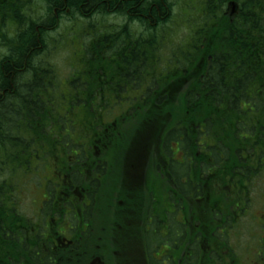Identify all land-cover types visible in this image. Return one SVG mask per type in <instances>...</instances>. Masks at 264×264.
I'll use <instances>...</instances> for the list:
<instances>
[{"label":"trees","instance_id":"trees-1","mask_svg":"<svg viewBox=\"0 0 264 264\" xmlns=\"http://www.w3.org/2000/svg\"><path fill=\"white\" fill-rule=\"evenodd\" d=\"M230 1L46 0L49 15L42 18L39 24L29 21L28 29L18 32L14 38H9L6 32L0 31V47H6L9 51V55L0 60V160H4L0 161V264H78V260L73 263L68 261L71 251L77 246L70 251L62 246L65 240L75 238L74 233L69 232L70 223L56 222L58 219L54 220L52 217H42L39 221L34 216L27 217L18 203L17 185L12 182L13 174L7 172L6 175V172L2 171L10 164L20 170L17 168L26 167L36 160H44L46 167L47 158L54 157L50 152L56 151L57 147L61 151L57 156L59 160L54 157L53 161L59 167L57 174H61L62 184L47 180V191L49 195L56 196L63 186L72 187L79 194L74 202H77L78 210L84 213L85 220L91 217L92 209H95L98 200L100 206H104L103 209L111 206L107 210L111 213L106 214L107 225L111 227L115 223L118 210H124L121 204L114 200L116 195H121L120 199L125 196L128 201L136 202V193L140 191L141 195L144 191L146 194L147 186L150 190V208L152 204L154 207L166 206L167 199L163 200L162 196H158L162 190L157 187L164 188L163 192H166L168 187H175L173 193L178 199L183 198V202H198L199 199L202 204L200 207H203L202 216L197 217L202 222L197 223L201 228H198L196 233L187 227L186 234L185 228L180 225L167 223L169 233L171 226L178 229V232L172 233L176 234L174 239L173 236L167 235L168 232L161 231L159 236L164 241L185 239L186 236L198 235L205 230H208V236L213 232L218 236L222 234L218 228L225 226L231 229L234 225V228L240 225L241 222H236V219L244 205L238 188L243 187L244 183L248 185L249 179L264 176V165L256 172L253 171L260 166V162H264V154L260 155V149H264V123L258 122L264 118V0H233L237 5L233 16L227 12ZM28 2L32 3L33 0ZM22 3L23 0H0V27H6L10 18L23 25L24 17L20 15L18 8ZM178 4L183 10L176 15L175 8ZM195 6L200 8V13ZM65 21L70 24L67 25V30L73 28L72 31L77 30L80 39H89L88 42L84 41L85 43L80 41L82 50L71 66V70L77 73L72 77L73 91L68 99L69 107L76 110V117L82 111L78 106L87 107L89 110L90 106H93L99 113L105 107L102 102L110 104L121 101L119 107L123 110L122 116L126 122L121 119L120 124H131L137 118L142 120L147 117L146 126H166L159 131L157 137L150 136L147 140L144 136L141 140L138 154H142L144 150L149 153V147L154 140L158 141L157 147L162 138L165 140V157L157 156L163 168L157 163V171L154 174L150 171L146 179H141L139 174H135L136 171L125 170L124 165L122 170L117 167L122 142L113 133L114 130H110L107 135L105 131H100L95 140L98 149V143L102 149H109L112 142L118 141L110 158L92 157L89 160L88 149L84 153L77 152L73 157L74 163L67 162L69 157L62 151L66 143L69 144L73 138V131L61 128L69 119L59 114L57 120L61 125H52L51 115L56 113L52 106L57 74L56 66H53L55 60L49 52L54 44L50 33H57L61 23ZM137 21L143 29L141 32L134 28ZM185 22L192 24L189 31L191 36L185 37V41H180L181 43L175 46L172 45V29L178 32V28ZM166 48L170 50V57L166 59L165 67L158 69V53ZM108 77H118L126 83L141 80L140 85L136 84L142 87L132 91L131 85L128 93H123V98L106 99L100 86ZM95 92L102 95L101 98L95 96ZM60 99L66 100L62 96ZM123 101L131 104L136 110L131 113L125 108L129 105H124ZM96 119L99 121L98 117ZM178 119L180 121L177 123ZM78 124L79 120H76V125ZM80 126H77L75 138L77 130L82 128ZM113 128L111 126V129ZM82 129L91 134L90 131L95 128ZM258 135L261 140L259 145ZM79 139H75L77 148H81ZM124 140L123 134L126 153L129 148ZM173 143L178 145L174 147ZM209 145H212V151H207L211 148ZM103 151L105 153L108 150ZM231 152L237 156L225 158ZM180 154L185 156V163L178 162L180 160L177 157H181ZM220 157L221 159L217 160L219 164L213 165L214 159ZM105 160L109 161L107 166ZM6 163L8 164L5 167ZM42 170L36 173L41 175ZM21 171L30 172L24 168ZM219 174L221 176H218ZM216 176L218 177L215 178ZM209 179H213V185L207 184ZM82 183L84 184L81 185ZM219 187L231 191L229 206L236 212H229L233 222H210L214 215L213 209L209 207L214 206L212 196ZM226 193L225 196L221 195L222 199L226 197ZM81 198L89 200L90 207L79 205ZM145 200L141 201V204L133 203L140 215ZM220 202L223 203L224 200ZM47 208L48 205L45 209ZM205 208H208V213ZM97 212L100 210L97 209ZM166 216L167 212L165 218ZM75 220L78 221V216ZM76 223L78 226L81 224ZM56 224H59V236H53L51 239L50 234H46L42 238L32 239V242L25 241V232L51 229ZM97 224L104 226L101 222L91 221L84 224L83 233L91 230L89 226L93 228ZM210 225H213L212 230H209ZM160 228L154 231L151 229L147 238H157ZM78 239L73 240L77 242ZM100 239L102 238L95 240L107 244L106 248L103 250L97 245L95 252H99L96 251L98 247L102 252H113V241L116 237H107L105 242ZM214 239L211 238L210 241ZM230 239L231 237L227 236L223 244L218 249H211L207 256L201 252L198 244L197 255L188 260L187 264H217L216 262L235 251L229 248ZM143 242L147 249L146 240ZM189 242L188 239L179 252L171 253L173 258L170 264L184 262L186 258L190 259L189 256L194 255L193 252L186 254ZM52 243L60 246V250L56 251ZM164 243L167 242L159 243L156 249ZM89 244L82 242L81 256L85 254L89 264H97L102 260L96 258L98 254L93 253L92 246L85 248ZM115 253L119 255V251ZM257 255L264 264V255L260 248ZM165 261L156 260L152 264H165ZM114 262L112 264H115ZM221 263L224 264L222 261ZM232 264H235L234 261Z\"/></svg>","mask_w":264,"mask_h":264},{"label":"rangeland","instance_id":"rangeland-1","mask_svg":"<svg viewBox=\"0 0 264 264\" xmlns=\"http://www.w3.org/2000/svg\"><path fill=\"white\" fill-rule=\"evenodd\" d=\"M233 0H231L230 2H232ZM234 2V1H233ZM236 3V2H235ZM179 6H177L175 8V14L178 15L180 14V11L183 10V7L178 4ZM195 9L198 11V13H200V8H197L195 6ZM236 10H237V5H236ZM227 12L229 13V15L232 13V8H229V11L227 10ZM195 12H194V16H195ZM115 24V23H113ZM67 25L70 26V24L65 21L63 23H61L60 29L57 31V34L55 36H53V42L54 44L52 45V48L49 50L50 55L54 58V64L53 66H56V74H57V80H56V84H55V88H54V98H53V111L56 110V113H53L51 115L53 123L56 122L57 120V115L60 112L58 111V105L62 106L63 109L64 105H62V103L64 102L63 100L60 99V97L62 96L63 98H67L68 93H69V82L72 80L73 76H76V71L71 70V66L74 62V60L77 58V54H79L82 50V47L80 45V41L82 43L88 42L89 39L85 38V39H80L79 37V33H77L76 31H72L73 28H69L67 30ZM117 25V24H115ZM185 25V26H183ZM183 25L180 26V28H178V32L175 29H172L174 31H172L173 35H170V43L172 45H177L179 43H181L180 41H185V37L189 38L191 35L189 33L190 28H191V22H185ZM63 26V30L61 31V28ZM85 41V42H84ZM57 42V43H56ZM164 48V46H163ZM159 58H157L158 64L157 67L158 69H162L165 67V61L168 57H170V50L163 49V51L158 53ZM52 64V63H51ZM78 64V63H77ZM59 78V79H58ZM91 78V77H90ZM162 77L160 76L159 79H161ZM142 81H136V83H138L140 85ZM137 84V85H138ZM95 86V85H93ZM59 87V89H58ZM75 96V94H74ZM73 96V97H74ZM95 96H98L99 98H101L102 95H100L99 93L95 92ZM70 100V99H68ZM121 101L118 102V104H120ZM124 105H129L131 106V104L123 101ZM102 104L107 107V109L101 111V112H97L96 110L93 109V106H90V110L86 107L82 108L81 106H78L79 110H82L79 112V123L82 122V125L85 124V122L87 123V125L89 124L90 128H95L92 129L89 133H85L84 130L81 128V130H77V140H81V142L83 143H88V141L85 140V138L90 139V141L93 143V145L91 146V148L89 149V151L94 154V146H95V140L99 137V132L102 131L101 129V125L104 122H109V121H114L117 116L116 114H112L109 115L107 118H102L105 115V112L108 110V104L103 103ZM127 108V107H125ZM64 110H62L61 112H63ZM87 113V116L85 117ZM96 117L99 118V121L96 119ZM166 118V114L164 116ZM84 118V120L82 119ZM146 120L147 117H144L142 120H139V118H137L136 120H134L131 124L127 123V127L124 128L123 131H120L122 134L125 135V145L127 146V148H129V150L127 151V154L125 153L124 158H122L121 156L117 157V167L119 169L122 170V166L125 164H129L130 161L136 157L133 154H137L138 153V149L140 147V143L142 138L145 136L146 139L148 140V138L151 136L157 137L159 131H162L163 129L166 128L165 125L163 124H155L157 126L155 127H151V130L146 126ZM173 120V115L171 117V121ZM180 121V119H178L176 122L178 123ZM258 122L264 123V118H262L261 120H259ZM100 124L99 127L96 128L97 124ZM242 123V122H241ZM260 127H263V125L258 124ZM94 130V131H93ZM106 131V130H105ZM106 132H109V130H107ZM165 132V131H164ZM164 132L162 133V137L164 136ZM113 133L116 134V136H118V129L114 130ZM64 134V133H63ZM97 135V136H96ZM87 136H92V137H87ZM260 135H258V142L257 144L259 145L261 143L260 140ZM251 141V139H249ZM78 142V141H77ZM113 144L111 145V147L108 149V155L106 156V158H110V154L113 153L112 150L115 149L116 142H112ZM161 144L158 146V141L154 140L153 144L150 145L149 150L150 153H143L142 156H144V160H143V165L141 168V172L145 173L143 174V179L147 178L148 173L146 171H151L150 173H155L157 170V165L155 166L154 169V164H156V160L155 158H164L165 157V152H164V144H165V140L162 138L161 139ZM175 145L177 143H174ZM99 145V150H102L100 144ZM174 146V145H173ZM182 146V145H181ZM80 147V146H79ZM93 147V149H92ZM175 147V146H174ZM207 151H212V145H209ZM120 149V148H119ZM87 150V149H86ZM264 150V149H263ZM87 151V153L90 155V152ZM76 152H80L83 153V149L82 148H77L76 147ZM252 152V151H251ZM148 155V156H145ZM158 156V157H157ZM181 157H177L178 160H183V154L179 155ZM237 154H235L234 152H231L227 155V157L225 158H232V157H236ZM126 157V158H125ZM0 159H2L0 157ZM216 159V160H215ZM213 161V165L217 166L219 164V162L217 160H220V158H215ZM115 160V159H114ZM2 162H4V160H0ZM36 162L38 164L35 163V161L31 162V164L27 166V170L30 172H25V171H21L22 167H19L17 169L20 170H16L15 167H13V164H10L8 166V168L6 167L8 163H6L5 167V171L4 169L2 170L4 173L6 172V175H8L7 172L12 173L14 176V179H12V182L15 183L17 185V190H18V199H19V205L21 207V210L24 211V213L26 214L27 217H39V204L42 205V201L45 200V195L47 194V185L49 183V181H54L56 183H60V185L62 184V180H61V174L58 175L57 172L59 170L58 165L55 164L54 161H50L46 167L44 166V163L41 160H36ZM106 162V166L109 164L108 160H105ZM147 163V164H146ZM161 167H162V163H160ZM45 167V169H43ZM109 168V167H107ZM163 168V167H162ZM42 170L41 175L36 173L39 170ZM126 170V169H125ZM17 172V173H14ZM22 172V173H21ZM218 176H221V174H219ZM124 178H126L124 176ZM142 179V177H141ZM253 179V178H252ZM49 180V181H47ZM213 179H209L207 181V184L213 185L212 182ZM53 182V184H54ZM204 183L206 184V181L204 180ZM84 183H82L81 185H83ZM80 186V185H79ZM250 187L252 188L251 190V196H254V194L259 195V189H261L264 192V176H260L255 178L253 181L250 182ZM81 188V187H79ZM149 187L145 186V190H146V194L144 193V191H142L141 195H140V191H138L136 193L137 195V201L136 202H131L128 201V198H126L125 196H123L120 199V196L115 197L114 200L116 201H123L125 203H121L122 209L124 210H118L116 219H115V223L110 227L109 225L106 226V229L104 231H101L104 229L103 226H100V224L95 225L93 228L90 227V229L92 230L89 234H87L90 237H87V235L82 233V224L86 223V222H81L80 226L77 225V221L75 222H71L74 226V228L76 229V231L80 234L81 239H78L77 241V248L73 251H71L70 253V257H69V262H74V260H78V264H89L88 261H86V257L85 254L84 256H81V249H82V242L89 244L90 240H94L91 244L86 245L85 248L87 249V247L92 246L93 249V253L98 254V256L96 258H100L102 260L103 264H110L111 262L113 263V261H115L117 264H152V262H155L157 260V257L159 256V258H162L160 256V254H164L165 251L168 252V250H166V245L167 243H172L171 241H164L161 239V237L159 235L162 234L161 231H164L167 233V227L168 224L166 222V218H165V214H166V210L167 207H169V204L167 203L166 206H160V207H154L152 204V207L150 208L148 205V200L150 197V190L148 189ZM157 189H161L162 191H160L158 193V196L163 200H166L168 198V191L165 189L166 192L164 191V188L162 187H157ZM206 189V186H205ZM161 193V195H160ZM21 194V195H20ZM72 196V195H71ZM59 197V196H58ZM146 197V198H145ZM78 199L77 196H75V200ZM145 200V204L144 206H142L141 209V215L139 214V212L137 211V208L133 207V203H140L141 201L143 202ZM198 202H196L197 204H200L201 201H199V199L197 200ZM77 203V202H76ZM172 203H177V201L175 200ZM192 204V205H191ZM260 204V202L258 204H254L252 207V216L251 217H245L242 216L240 219V225L230 231H225L224 229L226 228L221 227L218 228V231H221L222 234H219L218 236H216L215 232H213L210 236H208L206 234V232L208 230L205 231H201L200 234L198 235H193V236H186L185 237V241L187 242L188 239L190 240L189 242V249L186 250V254L193 252L194 255L189 256L191 257V259H193L195 257V255H197L198 253V243L199 240L197 239L198 237L200 238L201 241V252H203L205 254V256H207V254L210 252V246L213 244V248L214 249H218L222 244H223V240L225 238H227V236H230L231 239L229 241V248L230 249H234L235 251H233L232 256L225 254L226 256L228 255L229 257H231L232 260H235L234 263L236 264H262V260L258 257V253H259V246H260V240L259 238L261 236H264V232L263 229L261 227V216H262V212L260 211L258 205ZM75 205V204H74ZM101 203H98V200L96 201L95 204V209L93 210V213L91 215V221L92 222H100L99 217L97 216L98 212L96 213L97 209H99L100 211L103 209V205L100 206ZM78 206V205H77ZM77 206L75 205V208H77ZM199 206V207H197ZM94 207V206H93ZM111 207V206H109ZM109 207H107V210L109 209ZM43 208V206H42ZM185 208L188 211L189 217L188 220L191 221V224L194 223L195 221H193L196 218V213H199V211L202 210V208L200 207V205H195L193 203V201H191L189 203V205H185ZM199 210V211H198ZM205 210L207 211L206 213H208V208H205ZM190 212L192 214H190ZM111 212L110 211H106V214L109 215ZM157 213V214H156ZM52 213L50 211H46L44 218L47 219L48 216H51ZM53 216V215H52ZM192 217V218H191ZM50 218V217H49ZM68 219V218H67ZM138 220H141L142 222H136ZM151 220V221H150ZM215 220V219H214ZM161 221V222H160ZM201 221V220H200ZM107 222V221H105ZM165 223V224H163ZM199 224H201L202 222H198ZM228 223V222H226ZM212 224V223H211ZM214 224V223H213ZM235 224V222L233 223ZM160 225L162 226V228H160ZM151 226V228L149 227ZM235 226V225H234ZM158 229V236L155 239H149L147 238V234L151 233V229L157 230ZM201 228V227H199ZM213 225L209 226V230H212ZM49 228H46V230L43 231V235L46 234H50L49 233ZM188 229H193L188 227ZM214 229L216 230V227H214ZM185 231L186 234L187 232V227H185ZM193 233H196V230H192ZM111 236H115L116 239L115 241H113V247L114 250L113 252H102L101 249L98 247L96 251L99 252H95L96 246L99 245L101 248H106L104 243L102 242H97L98 238H102L100 239V241L105 242V240L107 239V237H111ZM173 237L175 239V235L173 234ZM211 238H215L213 241H210ZM144 239L147 242V249H146V245L145 243H143ZM159 239V240H158ZM168 240V239H167ZM161 242H167L164 243L159 249H156V247H158L159 243L161 244ZM236 247H233V245ZM95 244V245H94ZM153 244H156L154 247L152 246ZM54 249L56 251L60 250V246H56L52 243ZM168 245V244H167ZM183 244L177 248V252L180 251V249H182ZM156 249V250H155ZM72 249H69V251ZM155 250V251H154ZM119 251V256H115V252ZM153 251L155 253H153ZM175 251V253H176ZM213 251V250H212ZM101 254V255H100ZM237 254V255H236ZM154 255V256H153ZM204 256V260H206ZM155 260V261H153ZM166 260V259H162ZM211 261V260H210ZM224 264H229L225 261V259L221 260ZM217 264H220L219 262H216ZM157 264H162V262H159ZM207 264H210L209 262H207Z\"/></svg>","mask_w":264,"mask_h":264},{"label":"flooded vegetation","instance_id":"flooded-vegetation-1","mask_svg":"<svg viewBox=\"0 0 264 264\" xmlns=\"http://www.w3.org/2000/svg\"><path fill=\"white\" fill-rule=\"evenodd\" d=\"M72 82H74V81H70L69 82V84H70V86L68 88L69 89V93H68L67 98H65L66 100H64L65 102L62 103V105H64L65 109H63L62 106L58 105V111H57V112H60L58 114L61 115V117L65 116L69 120H68L67 123H65L63 125L59 124V122H58L59 120H56L55 123H52V125L53 126L55 125L56 127H59V125H61V128L63 130H65V131L66 130L67 131H69V130L73 131L71 133L73 138H71L70 143L69 144L66 143L67 145H65V143H63V145H65V146H64L62 152H64L69 157V160H67L68 163H74L75 162V161H73V157L77 153L76 152V146H75L76 145L75 131L77 129V126L82 125V122L79 123L78 125H76V120H79V116L76 117V110L74 109V107H69L70 106V103H69L70 100H68V98H70V92L73 91L71 89V86L73 84ZM87 82H90V81H87ZM131 85H133L132 86V91H135L137 87L138 88L142 87V86L137 85L136 81L127 82L126 83L123 80L119 79L118 77L117 78L116 77H108L107 79H105L104 83L101 82V86L100 87L102 88L101 89L102 90L101 93L106 99H107V97L120 99V98L124 97L123 93H125V94L128 93V91L130 90ZM145 91H146V89H145ZM119 106H120V104H118V102H110V104H108L109 108L105 112V115L102 118L105 119L109 115H112V114H116L117 118L114 121H109V122H104L103 121V123L101 125V129H102V131H105V130L106 131L107 130L110 131V130L118 129V137H119V139L122 142L121 145H120V149H119V153H120L119 156L124 158L125 150H124V144H123V134L120 131H123L124 128L127 127V125H125L122 122H121V124L119 123V121L121 119H123L124 122H126L125 118H123V116H122L123 115L122 114L123 110ZM105 109H107V107H104L102 109V111L105 110ZM127 109L131 113L136 110V108L131 107V106L127 107ZM62 110H64V111L61 112ZM94 110H96V109L94 108ZM82 119L84 120V118H82ZM66 124H67V126H65ZM99 126H100V124L98 123L96 125V128L99 127ZM111 126L114 127V128L111 129ZM80 127L87 129V128H89V124L87 125V123L85 122V124H83ZM106 131H105V134L107 135L108 132H106ZM85 140L88 141V143H83L80 140V142H81L80 147L83 149V153L86 152L88 149H90L91 146L93 145V143L90 141V139L85 138ZM117 143H118V141H117ZM117 143H116V145H117ZM151 145H152V143H151ZM173 145L177 146L178 144L175 145L173 143ZM95 148H96L97 151L94 154H92L89 151L90 152V155L88 157L89 160H91L92 157L93 158L94 157L103 158L104 156L106 157L109 154L108 152L104 153V151H103L105 149L108 150V148H104L103 147L102 150H99L97 148V146H95ZM92 149H93V147H92ZM139 150H140V147L138 149V153H139ZM146 151H148V150H144L143 153H146ZM60 152H61L60 148L57 147L56 151L54 150L53 152H50V153H52L54 155V157H56V159L59 160V157H57V156H59ZM126 153H127V151H126ZM138 153L137 154H133L136 157H134L130 161L129 164H125L124 169H126V170L128 169V170H130L132 172L136 171L135 174H139L143 178L142 175L145 174V173L141 172V168H142V165H143L144 156H142L143 153L142 154H138ZM261 154H264V150L262 148L260 149V155ZM48 155H50V154H48ZM145 156H148V155H145ZM53 158H47L46 163L47 162L49 163L50 161H53ZM182 158H183V160H180L178 162L185 163V160H186L185 156H183ZM100 160H102V159H100ZM42 162L45 163L44 160H42ZM157 163L160 166L158 158H157ZM36 164H38V163H36ZM259 164H260V166L257 169L254 168L253 171L256 172L257 170H259L264 165V162H262V163L260 162ZM155 165L156 164H154V166ZM23 168L26 170L27 166L26 167L23 166L22 169ZM166 168H168V164L167 163H166ZM69 171H71V170H69ZM146 172L149 174L150 171H146ZM71 175H73V174H71ZM260 176L254 177L253 180L255 178H257V177H260ZM217 177L218 176H216L215 178H217ZM251 180L252 179L248 180V185H246L244 183L243 187L238 188L239 189V193L241 194V200H243L244 208H242V210L239 211V213H238L239 216L237 217L236 222H238V221L240 222V219H241L242 216L253 218V216H252V207H253L254 204H258L260 202L258 207H259L260 211L262 212V216H261V221L260 222H262L261 223V227H262L263 232H264V192L261 189H259L258 190L259 191V195L254 194V196H251V190H252V188L250 187ZM170 185H172V184L170 183ZM67 187L68 188L63 186L62 191H60V193H57V195H56L57 197L55 195H51V194L49 195V193L47 191V194L45 195V200L41 202L42 205L39 204V206H40L39 207V212H38L39 217L38 218L34 217V218L38 219L37 221H39V218H42V217L44 218V215H45L46 211L48 210L53 215V216L52 215L48 216V218L52 217L54 220L58 219V220H56V222H60V221L61 222H69L70 223L69 232L72 231L74 233L73 236H75V238L68 239L69 241L65 240V241H68V243H66L65 241L62 243L63 248L69 250V249L75 248L76 245H77V242H75L76 240H73V239H78V237L81 239V236L77 233L76 229L73 228V225L71 224V222H75L76 221L75 218H76V216H78V221L77 222H86L84 224H87L88 222H91V218L88 217V220H85L84 219V213L82 212V210H78V209L75 208V205H78L76 202H74L75 196L79 197V194H77L73 190L72 187H69V186H67ZM167 190H168V198H167V200L165 202H166V204L167 203L169 204V207H167L168 211H166L167 212L166 222L169 223V225L178 224V225L181 226V228L190 227V228H193L194 230H197L200 227L198 225L199 224L198 222H200V219H197V217L202 216L203 207H201L202 208L201 211L198 210L199 213H196V218L193 220L195 222L191 224V221L188 220V217H189L188 211L185 208L186 204L189 205V203H190L189 200L188 201L185 200V202H183L182 201L183 198L178 199V196L173 193V190H175V187H168ZM214 192H215V194H213V196H212V200H213L212 203L214 204V206L213 207L211 206L209 208L213 209L212 215H214L213 218L215 220L213 219L210 222H233L231 214H236V212L234 211V208L232 206H229V203H230V200H231V191H230V189H228V188L223 189L222 187H219ZM225 192H227L226 193V197L224 199H222L221 195L225 196ZM116 196L118 197V196H121V195H116ZM175 200L177 201V203H175V204L172 203ZM220 200H224V202L221 203ZM88 202H89V200L81 198L80 201H79V205L81 204V205H84L85 207H90V203H88ZM119 203L121 204V201H119ZM193 203L195 205H202L201 203L197 204L194 201H193ZM47 205H48V208L45 209V207ZM42 206H43V208H42ZM197 207H199V206H197ZM106 211H107V208H104L103 210H101L97 214L101 224L102 223L104 224V226H103L104 229L101 230V231H104L106 229V226H107V222H105L106 221ZM190 214H192V213L190 212ZM64 219H67L68 221H66ZM136 222H142V221L138 220ZM53 224H54V222H53ZM84 224H82V228H83ZM53 226L54 227H51V229L50 228L48 229L49 233H50V236H51V239L53 238V236H59V230H60L59 224H56V226L55 225H53ZM90 227L91 226H89V229H90ZM234 227L235 226H233V228H231V229L225 228L224 230L227 232V231H230V230L234 229ZM193 229H190V231L192 232ZM44 230H46V228L37 229V230H31V231L25 232V235H26L25 236V241L26 242H29V241L32 242V239H37V238H40V237L42 238L44 236L43 235V231ZM83 230H84V228H83ZM86 230H88V228ZM169 230H170V233L167 231L169 233V234H167L168 236H173L172 233L174 231L178 232V229H174L172 226L169 228ZM90 232H91V230H88L85 233H83V231H82V233L85 234V235L89 234ZM174 235H176V234H174ZM261 238H262V240H261ZM261 238H260V240L263 241V243L262 244L260 243L259 248H260L262 254L264 255V236H261ZM171 242L174 243V244H171V243L170 244L167 243L168 245L165 244L166 245V250H168V252L165 251L164 254H160V256L162 258H159V256H158L157 260L166 259L165 264H170V261L173 258V255L171 253L173 251H176L177 248H179L182 244H183V246L186 245V241H185L184 238L178 239L177 241L176 240H172ZM198 244L200 245V248H201V241L200 240H199ZM188 245L189 244H187L186 249H189ZM211 249H213V244L210 246V250ZM116 255H118V253H115V256ZM189 258L190 259L186 258V260H184V262L181 261L178 264H187L188 260H191V257H189ZM224 259L229 264H232V261H235V260H232L231 257H229V256L224 258ZM219 262H220V264H222L221 261H219ZM97 264H103V263H102V261H98ZM110 264H112V262Z\"/></svg>","mask_w":264,"mask_h":264},{"label":"clouds","instance_id":"clouds-1","mask_svg":"<svg viewBox=\"0 0 264 264\" xmlns=\"http://www.w3.org/2000/svg\"><path fill=\"white\" fill-rule=\"evenodd\" d=\"M18 8L20 15L24 17L23 25L21 26L16 19L10 18L7 21L6 27H0V31L6 32L9 38H14L18 35V32L28 29L29 21H35L39 24L42 18H46L49 15L46 0H33L32 3H29L28 0H23V3L18 5ZM109 19H112V17H109ZM134 28L137 32L143 31L138 21L134 24ZM62 30L63 26L61 28V31ZM56 34L55 32L50 33L52 36ZM8 55V48L0 47V60H3V58Z\"/></svg>","mask_w":264,"mask_h":264}]
</instances>
